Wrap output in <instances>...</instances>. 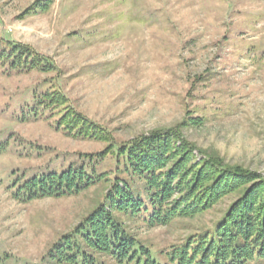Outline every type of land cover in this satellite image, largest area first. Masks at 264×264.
I'll return each mask as SVG.
<instances>
[{"label":"rangeland","instance_id":"rangeland-1","mask_svg":"<svg viewBox=\"0 0 264 264\" xmlns=\"http://www.w3.org/2000/svg\"><path fill=\"white\" fill-rule=\"evenodd\" d=\"M3 41L51 65L0 69V264H58L54 245L120 184L114 160L104 157L107 179L79 194L28 201L18 188L112 144L172 130L224 166L264 178V0H0V52ZM53 92L66 102L37 109ZM66 108L108 140L69 135L58 124ZM236 197L166 226L114 215L171 264L172 249L211 231Z\"/></svg>","mask_w":264,"mask_h":264},{"label":"trees","instance_id":"trees-1","mask_svg":"<svg viewBox=\"0 0 264 264\" xmlns=\"http://www.w3.org/2000/svg\"><path fill=\"white\" fill-rule=\"evenodd\" d=\"M39 5V6H38ZM41 3L36 7H41ZM0 69L39 70L51 65L31 48L4 42ZM66 100L45 94L37 109H55ZM59 127L74 137L107 141L101 128L71 109H65ZM199 124V123H198ZM102 153L81 156L77 164L59 173L24 181L18 188L26 200L79 194L107 179L104 157H112L121 176L73 234L54 245L58 264H99L109 257L118 264H159L150 251L126 232L114 213L141 218L148 227L191 219L236 195L211 231L189 236L169 254L171 264H250L264 261V178L227 167L198 151L176 131H154ZM198 154H195V152ZM15 195V194H14Z\"/></svg>","mask_w":264,"mask_h":264}]
</instances>
